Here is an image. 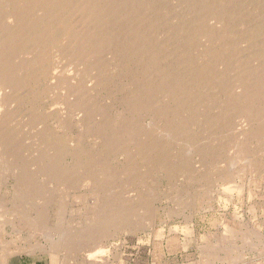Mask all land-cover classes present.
<instances>
[{"label":"rangeland","instance_id":"1","mask_svg":"<svg viewBox=\"0 0 264 264\" xmlns=\"http://www.w3.org/2000/svg\"><path fill=\"white\" fill-rule=\"evenodd\" d=\"M79 7L6 63L0 264H264V0Z\"/></svg>","mask_w":264,"mask_h":264},{"label":"bare ground","instance_id":"2","mask_svg":"<svg viewBox=\"0 0 264 264\" xmlns=\"http://www.w3.org/2000/svg\"><path fill=\"white\" fill-rule=\"evenodd\" d=\"M44 1V2H43ZM49 1V0H48ZM47 1V2H48ZM72 1V0H71ZM81 1L82 0H75V8L73 7H71L70 5V8H72V9H74L75 10V12L77 13V18L75 19V15H73L74 16V22H75V24H74V26L72 25V27L71 26H69V23L71 22V24H72V22H73V20L72 21H70L69 22V20H68V18L66 19V17H64L66 14H67V12L70 14V12H69V9L70 8H68V11L67 12H65L66 14L63 16V14H61V13H64V12H62L64 9H62V8H64V3H62V4H60V1H58V0H51V2H50V4L48 5V6H50L52 9H50V7H48L50 10H51V12L53 11L54 13L56 12V14H57V12H58V14L56 15L57 17V25L58 26H60V28H62V29H64V35L66 36V37H68L69 38V40H70V48L73 50V52H75V50H76V47H80L79 46V44H78V42H79V40H80V38H79V35L78 36H73L75 33V31H77V29L80 27V28H82V26L85 24V22L87 21V20H89V19H91V20H93L94 18H92V17H94V11L92 10V9H84V8H80L79 7V5L81 4ZM49 3V2H48ZM72 3V2H71ZM45 0H0V8L2 7V9L0 10V21L3 19L4 20V18L5 19H7V20H9V21H12V23L11 24H14V25H16V26H18V27H16V28H18V30H14V29H12V28H10V29H12V30H14V31H16V32H12L11 33V31H10V29H3V27L2 28H0V112L2 111V109H4L3 108V106H4V104H6V103H4L1 99L3 98V92L4 93H6L7 92V90H6V88H9V90L8 91H10V93L12 92V91H14V90H12L11 91V89L12 88H15V86L18 84V83H16L15 84V82H16V80H15V82H14V80L13 79H15V77L16 76H12L11 77V75L9 74V72L7 71V68H8V65H6V63H7V61L9 60L10 61V57H11V55H12V51H13V49L15 48V45L19 42V43H23V41H25L24 43H27V41L26 40H29L28 38L26 39L25 37H26V34L24 33L25 32V30L27 29V27L25 28V26L28 24V26L30 25V21L28 20V19H25L24 20V18L26 17L25 15H26V12H28L29 13V15H27V16H32L31 14H30V12L33 10L34 11V9H35V11L36 10H41V9H44L43 8V6H45V5H47V3L45 4ZM60 4V5H59ZM73 5V4H72ZM60 6H61V9H62V11H60V10H58V9H60ZM40 7H42V8H40ZM46 7V6H45ZM67 7V6H66ZM65 7V8H66ZM47 8V9H48ZM49 9L47 10V12L49 11ZM71 9V10H72ZM70 10V11H71ZM32 11V12H33ZM45 11V10H44ZM73 11V10H72ZM31 12V13H32ZM43 12V11H42ZM40 12H38V14H39ZM79 13H82V15H80ZM42 14V16L40 17L39 15L37 16V17H40L41 19H43L42 17L44 16L43 14H45V13H41ZM40 14V15H41ZM49 15H50V13H48ZM52 14V13H51ZM46 15H47V13H46ZM48 15V16H49ZM55 15V14H54ZM68 15V14H67ZM68 16H70V15H68ZM67 16V17H68ZM47 16H44V19L46 18ZM51 17H52V15H51ZM51 17H47L45 20H47V19H50ZM54 17V16H53ZM29 18V17H28ZM32 19L34 18L33 16L31 17ZM55 18V17H54ZM40 19V20H41ZM26 20H28V22H26ZM54 20V19H53ZM44 20H41V22H43ZM50 21L51 22H53L52 21V19H50ZM55 21V20H54ZM2 22H4V21H2ZM2 22H0V25L2 26ZM34 22V21H33ZM32 21H31V24L33 23ZM35 22H37V20H35ZM34 22V23H35ZM40 21H39V23H41ZM47 21H45V22H43V24L44 23H46ZM69 22V23H68ZM8 22H6L5 24H7ZM56 23V22H55ZM54 22H53V24H55ZM11 24H9V25H11ZM53 24H50V22L48 23H46V24H44V25H40V24H38V22H37V26L39 25V28H37L36 29V31L34 32V36L35 35H41V36H39L38 38H37V40H36V43H40L41 42V40H44V39H46V37H47V30H54L55 29V27L57 28V30L59 31V32H61V29L60 28H58V26L56 25V26H53ZM9 25H6V28H7V26H8V28H9ZM14 25H12V26H14ZM4 26V25H3ZM11 26V27H12ZM32 26V25H31ZM34 26H35V24H34ZM5 28V27H4ZM33 27H31V29H32ZM30 30V29H29ZM31 31V30H30ZM29 31V32H30ZM28 32V31H27ZM63 32V31H62ZM52 33V32H51ZM62 34V33H61ZM32 35V34H31ZM30 35V36H31ZM53 35V33L51 34V36ZM60 35V34H59ZM57 36V35H56ZM28 37V36H27ZM40 37H42V38H40ZM53 37H54V35H53ZM60 38V37H59ZM59 38H58V40H59ZM82 38V37H81ZM36 39V38H35ZM34 39V40H35ZM51 39H52V37H51ZM65 39V38H64ZM33 40V39H32ZM58 40H55V42L56 41H58ZM61 40V39H60ZM53 41H54V39H53ZM34 42V41H33ZM50 41H48V43H49ZM60 42V41H59ZM63 42H65V41H63ZM69 42V41H68ZM52 43V42H51ZM15 44V45H14ZM28 44H29V42H28ZM47 44V43H46ZM45 44V45H46ZM66 44V43H65ZM27 45V44H26ZM25 45V46H26ZM31 45V44H30ZM29 45V46H30ZM48 45V44H47ZM46 45V46H47ZM100 45V44H99ZM57 46H59V45H57ZM28 47V46H27ZM32 47H34V46H32ZM53 47V46H52ZM102 47V46H101ZM38 48H39V46H38ZM61 48V47H60ZM63 48H66L65 46L63 47ZM67 48H69V45L67 44ZM67 48H66V50H67ZM24 49V48H23ZM27 49V48H26ZM26 49H24V52H26L25 50ZM30 49V48H29ZM58 49V48H57ZM56 49V50H57ZM62 49V48H61ZM99 49H100V47H99ZM55 50V49H54ZM60 50V49H59ZM70 50V49H69ZM68 50V51H69ZM71 50V51H72ZM28 51V50H27ZM39 51V50H38ZM38 51H37V53H38ZM28 52H30V51H28ZM70 52V51H69ZM50 53V52H49ZM62 53L63 52H61L60 51V54L62 55ZM82 53V52H81ZM25 54V53H24ZM50 54H52V53H50ZM59 54V55H60ZM73 54V53H72ZM25 55H27V54H25ZM58 55V54H57ZM56 55V56H57ZM58 55V56H59ZM63 55H64V53H63ZM62 55V56H63ZM28 56V55H27ZM35 56V55H34ZM19 57H21L20 55H19ZM29 57V56H28ZM33 57V56H32ZM75 59L77 60V61H75V59H74V62L76 63V62H80L81 64H82V58H80V57H78V56H76V53H75ZM93 57V56H92ZM16 58V57H15ZM72 58H74V57H72ZM12 59H14L13 57H12ZM32 59V58H31ZM16 60V59H15ZM33 60V59H32ZM89 60V59H88ZM37 61V60H36ZM68 61V60H67ZM16 62V61H15ZM26 62H29V60L28 61H26ZM32 62V61H31ZM23 63V62H22ZM25 63V62H24ZM8 64V63H7ZM24 64H22V66H20V68L21 69H19V70H22L23 69V66ZM75 66H77L76 64H75ZM27 67V66H26ZM30 67V66H29ZM35 67V66H34ZM45 67V66H44ZM26 69V68H25ZM29 69V68H28ZM43 69V68H42ZM30 70V69H29ZM35 70V69H34ZM41 70V69H40ZM77 70V69H76ZM25 71V70H24ZM27 71V70H26ZM33 71V70H32ZM31 71V72H32ZM12 72V71H11ZM16 72V71H15ZM21 72V71H20ZM13 73V72H12ZM18 73V72H17ZM24 74H26V76L28 75V74H30V73H25L24 72ZM44 74V73H43ZM21 75L22 74H20V78H21ZM34 75V74H33ZM36 75V74H35ZM14 77V78H13ZM19 77V76H18ZM24 77H25V75H24ZM33 78H34V76H32ZM32 77H31V79H32ZM29 78V77H28ZM25 80V79H24ZM29 80V79H28ZM22 81V80H21ZM27 81V80H26ZM31 81V80H30ZM33 81V80H32ZM19 82V81H18ZM22 83V82H21ZM30 83V82H29ZM15 84V86H13ZM13 86V87H12ZM22 86H23V84H22ZM73 88V87H72ZM67 89V88H66ZM3 91V92H2ZM9 93V92H8ZM9 93V94H10ZM22 94V93H21ZM57 95V94H56ZM9 95H6V97H8ZM5 98V97H4ZM54 103V102H53ZM19 105V104H18ZM62 106V105H61ZM70 106V105H69ZM6 107V106H5ZM5 109H7V107L5 108ZM5 112H6V110H5ZM25 115V114H24ZM29 116H31V114L29 115ZM5 118V117H4ZM28 118V117H27ZM33 118H35V116L33 117ZM6 119V118H5ZM31 120H32V118H31ZM35 122V121H34ZM5 123V122H4ZM149 123V122H148ZM27 125V124H26ZM239 125V124H238ZM44 129V128H43ZM49 129H47V131H48ZM46 131V130H45ZM42 133V132H41ZM43 133H44V131H43ZM50 133V132H49ZM48 134V133H47ZM43 135V134H42ZM46 135V134H45ZM241 135H243V139L242 140H244V141H242V143L240 144V146L241 147H243L244 146V144L247 142V140H248V138H247V135L244 133V132H241ZM39 136V135H38ZM49 136V135H48ZM51 136V135H50ZM43 137V136H42ZM41 137V138H42ZM46 137V136H45ZM51 138V137H50ZM50 138H49V141H50ZM240 138H242V136L240 137ZM47 139V138H46ZM43 140H45V139H43ZM40 141V140H39ZM42 141V140H41ZM42 142H44V141H42ZM41 142V143H42ZM0 143H1V146L3 147L4 146V143H5V139L4 138H1L0 137ZM46 144H48V143H46ZM45 144V145H46ZM41 145H43V144H41ZM44 145V146H45ZM48 146H49V144H48ZM47 147V146H46ZM1 148V147H0ZM44 148V147H43ZM43 151H44V149H43ZM46 151H48L47 149H46ZM44 153H46V152H44ZM43 152H42V154H44ZM62 153V152H61ZM49 154V153H48ZM46 155V154H45ZM58 155V154H57ZM53 156V155H52ZM60 156V155H59ZM208 157V156H207ZM45 159H47V158H45L44 157V160ZM42 160H43V158H42ZM43 160V161H44ZM49 160V159H48ZM36 161V160H35ZM34 161V162H35ZM39 161V160H38ZM46 161V160H45ZM33 162V163H34ZM48 162V161H47ZM50 162V161H49ZM42 163V162H41ZM43 164V163H42ZM45 164V163H44ZM3 165V164H2ZM49 164H47V166H48ZM33 166H34V164H33ZM45 169H47L46 167H45ZM6 171V170H5ZM10 172V171H9ZM63 173V172H62ZM57 177H58V175H56ZM65 176V175H64ZM61 179V178H60ZM235 189V188H234ZM231 192V191H230ZM129 205V204H128ZM114 206V205H113ZM119 210V209H118ZM117 210V211H118ZM120 212V211H119ZM118 212V213H119ZM122 212V211H121ZM60 215V214H59ZM117 215V214H116ZM122 215V214H121ZM121 215L119 216V218L121 217ZM116 218V217H115ZM117 218H118V215H117ZM118 220V219H117ZM14 226V225H13ZM176 232V231H175ZM160 236V235H159ZM100 249V248H99ZM98 252V251H97ZM103 252V251H102ZM107 252V251H106ZM94 253V252H93ZM93 253L91 254V255H89V257L90 256H92L93 255ZM101 253V251H99V254ZM102 254V253H101ZM94 257V256H93ZM92 258V257H91ZM93 259H95V258H93ZM97 259V258H96ZM98 259H100V258H98ZM4 260H2L1 262H3ZM95 261V260H94Z\"/></svg>","mask_w":264,"mask_h":264}]
</instances>
